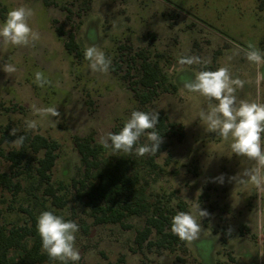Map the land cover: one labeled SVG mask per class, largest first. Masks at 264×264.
I'll list each match as a JSON object with an SVG mask.
<instances>
[{
  "label": "rangeland",
  "instance_id": "374dc122",
  "mask_svg": "<svg viewBox=\"0 0 264 264\" xmlns=\"http://www.w3.org/2000/svg\"><path fill=\"white\" fill-rule=\"evenodd\" d=\"M18 7L32 9L28 22L40 38L27 46L0 41V170L11 174L5 157L19 148L13 144L19 135L39 134L57 141L60 150L51 184L66 205H51L33 169L30 177L22 175L29 167L23 159L13 169L21 173L14 178L20 191L0 188V225L21 226L30 215L38 219L43 211L76 222L75 246L81 259L68 264L120 259L123 264H264V188L229 179L255 162L232 153L231 136L225 140L207 131L199 113L210 111L217 102L184 87L203 66L215 70L226 66L233 78L246 81L237 89L238 100L264 103V83L255 82L257 72L264 73V64L251 63L245 55L247 50L264 52V0H0V25ZM69 35L78 47L72 54L64 48ZM90 46L110 57L117 71L93 72L84 57ZM139 51L158 63L168 83L176 86L175 93L159 88L149 103L138 102L131 89L138 76L131 58ZM189 55L209 63L181 68L178 59ZM5 63L16 71L5 73ZM37 72L50 83L40 87ZM46 107L57 108L60 117L41 116L37 110ZM143 109L161 112L168 122L182 126V137L168 135L162 138L161 150L142 157L102 145V136L118 133L132 111ZM31 120L38 123L35 130L27 128L26 121ZM13 128L16 136L10 134ZM73 137H90L104 147L105 156L129 159L151 201L171 194V203L183 201L186 212L195 214L197 205L207 210L210 216L201 220L199 238L184 241L172 252L138 251L134 237L144 217L126 219L127 227L93 224L86 201L78 199L73 187V181L83 177ZM146 143L144 135L138 144ZM150 161L158 168L153 170ZM221 176L223 183L214 180Z\"/></svg>",
  "mask_w": 264,
  "mask_h": 264
},
{
  "label": "trees",
  "instance_id": "16d2710c",
  "mask_svg": "<svg viewBox=\"0 0 264 264\" xmlns=\"http://www.w3.org/2000/svg\"><path fill=\"white\" fill-rule=\"evenodd\" d=\"M64 48L69 54L77 50L73 35H69ZM119 49L123 50L125 47L120 46ZM144 54L139 51L131 58L138 73L137 79L132 81L131 89L142 105L149 103L157 95L159 88L172 93L177 90L174 84L168 83L158 63L150 61ZM118 68L115 65L110 67V71L114 73ZM200 70L215 71V67L203 66ZM141 111L148 112L147 109ZM158 113L159 123L154 130L162 138L168 135L182 137V126L168 122L163 113ZM176 127L179 129L175 133ZM22 135L26 137L23 145L10 151L5 157L10 162L11 174L0 170V188L13 193L20 191V183L14 182V178L19 177L21 173L14 172L13 169L20 166V162L26 159L29 161V167L27 174L21 171L25 173L22 175L30 177L33 169L38 182L44 185L43 195L50 199L54 207L63 208L66 200L58 196L51 184V171L58 157L59 143L39 134ZM73 143L83 168L82 179L73 181V187L78 199L86 201L85 207L93 224H119L127 227L123 225L126 219L144 217V225L136 231L134 237V245L138 251L143 248L147 250L155 248L159 251L167 249L172 252L184 244V241L171 232V221L177 212L187 210L186 203L179 200L173 205L171 194L165 198L157 195L151 201L129 159L105 156L104 147L90 137H73ZM161 149L160 147L159 150ZM148 165L153 170L158 168L152 161L148 162ZM152 234L155 235L154 240L150 239ZM0 264H54L53 260H50L42 251L41 238L37 232V219L34 216L30 215L29 222L21 226L5 228L0 225ZM109 264H123V261L120 259Z\"/></svg>",
  "mask_w": 264,
  "mask_h": 264
},
{
  "label": "clouds",
  "instance_id": "9594fccd",
  "mask_svg": "<svg viewBox=\"0 0 264 264\" xmlns=\"http://www.w3.org/2000/svg\"><path fill=\"white\" fill-rule=\"evenodd\" d=\"M34 15L32 9L26 7L14 8L8 12L6 20L0 25V41L14 46H27L38 40L39 33L29 25V19ZM249 62L257 65L264 64V52L259 49L245 52ZM85 59L89 62V68L93 72L108 73L112 61L111 58L97 48L90 46L85 49ZM230 59V58H229ZM209 63L196 55L181 56L178 64L183 66L207 65ZM5 73H13L16 67L5 63L2 67ZM36 82L40 87L50 83L43 74L37 72ZM251 82V81H247ZM257 85L264 83V73L257 72L255 77ZM245 80L239 77L233 78L229 67H220L215 71L200 70L196 72L195 79L185 83L184 87L189 92L199 93L210 102L217 103L211 106L210 111L201 110L199 118L206 122L207 131L218 133L227 140L232 137L231 150L238 157H246L254 161L255 166L244 169L229 179L240 184L251 183L257 188H264V103L257 101L238 100L237 89H242ZM41 116L60 117V112L55 107L38 109ZM159 123L158 112H145L135 110L125 122L118 133L108 132L101 137V143L105 148H111L114 152L133 153L137 156L156 154L161 143L162 136L155 131ZM28 129L35 130L37 121H26ZM152 130V131H148ZM11 135L16 136L17 130L12 129ZM147 135L149 143L138 144L140 138ZM25 136L21 135L13 144L22 146ZM223 183V176L214 178ZM207 210H202L199 205L192 212L179 211L171 221V232L182 241L192 242L199 238L202 225L201 220L209 217ZM79 225L72 220H65L62 216L52 211H43L37 219V232L41 238L42 251L50 260L60 261L62 264L78 262L81 259L80 252L75 246L76 233Z\"/></svg>",
  "mask_w": 264,
  "mask_h": 264
}]
</instances>
